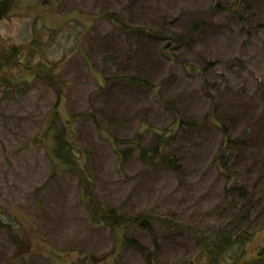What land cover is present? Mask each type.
Masks as SVG:
<instances>
[{
    "label": "rangeland",
    "instance_id": "374dc122",
    "mask_svg": "<svg viewBox=\"0 0 264 264\" xmlns=\"http://www.w3.org/2000/svg\"><path fill=\"white\" fill-rule=\"evenodd\" d=\"M0 10V264H204L197 231L224 225L252 234L247 256L263 242L264 0H7ZM34 38L59 80L30 78L5 96L3 70L28 73ZM58 104L78 165L52 153L46 112ZM157 133L179 165L139 158L130 139L146 146ZM99 204L160 218L153 234L124 231L148 253L98 220Z\"/></svg>",
    "mask_w": 264,
    "mask_h": 264
},
{
    "label": "trees",
    "instance_id": "16d2710c",
    "mask_svg": "<svg viewBox=\"0 0 264 264\" xmlns=\"http://www.w3.org/2000/svg\"><path fill=\"white\" fill-rule=\"evenodd\" d=\"M29 39V38H28ZM39 39L34 38L33 40H29L26 45H34L38 48V59L31 65V69H28V64L30 63V59L28 56L29 63H25L27 66L28 73H22L17 69L19 73H14L11 68L3 70V90L5 91V96L11 93V88L16 86H21L24 84L23 90H25L28 86V81L30 78H45L47 81L52 84L57 83L59 80L57 75L58 61L49 60L45 58L43 55L44 50H42V46H40L38 42ZM22 47L24 46L21 44ZM26 50L29 51V48L24 46ZM21 47L16 48V52H20ZM12 64V61L7 62L6 65L9 67ZM126 78V77H125ZM127 78L131 80H141L145 82L149 86H152L149 82H147L143 77L138 79V77L127 76ZM16 89V88H14ZM8 91V92H6ZM58 97L60 100V95L58 93ZM60 104V101H59ZM59 104L56 106L55 114L51 112H46V116L50 114V122L49 128L47 131L48 137L51 139L52 143V153L59 157L60 164L73 163L74 165L80 164V159L75 155V145L71 141V133L70 130L65 126L62 121V113L57 109L59 108ZM56 115V116H55ZM158 141L151 142L146 146H141L139 143V139H130V141L135 142L137 144L138 156L145 162H150L151 158L155 156L158 152L159 161L158 164L161 167L169 168L173 166L179 165L178 158L171 153H165L163 150V145L165 143L164 136L162 134H156ZM132 149H130L131 152ZM63 162V163H62ZM232 193L237 192L238 194H246L244 187L242 186H231ZM237 208H242L237 206ZM246 211L244 213V217L241 218V221L247 219L250 215L251 209L246 207ZM98 220L103 222L105 225H108L111 229L121 233L123 237V242L134 244L139 250L143 253H148L149 248L144 245L138 239L131 237L129 233H125L124 231L135 225L137 227L147 229L152 234L155 231L156 225L161 223L162 220L152 216L150 211H142L139 214L133 215H125L121 210L117 207H110L99 204L97 210ZM8 227L13 228V225L10 223H6ZM228 227V229H227ZM232 227V228H231ZM224 225L223 227H214L208 231H197V238L200 242L199 248V258L201 262L204 264H264V235L263 242L259 243L249 256L246 255V242H248L252 234L246 232V236L243 237V231L237 232L236 228L233 226ZM262 229L264 230V222L262 224ZM245 234V233H244ZM14 235H18L15 233ZM16 240V236H13V241ZM248 258V259H247Z\"/></svg>",
    "mask_w": 264,
    "mask_h": 264
},
{
    "label": "flooded vegetation",
    "instance_id": "af4514ba",
    "mask_svg": "<svg viewBox=\"0 0 264 264\" xmlns=\"http://www.w3.org/2000/svg\"><path fill=\"white\" fill-rule=\"evenodd\" d=\"M7 3V0H0V7L2 6L3 8L5 7ZM2 10H0V14H1ZM0 18H1V15H0Z\"/></svg>",
    "mask_w": 264,
    "mask_h": 264
}]
</instances>
